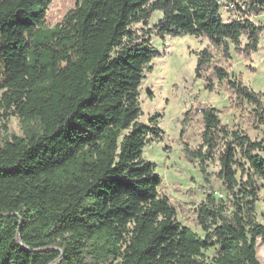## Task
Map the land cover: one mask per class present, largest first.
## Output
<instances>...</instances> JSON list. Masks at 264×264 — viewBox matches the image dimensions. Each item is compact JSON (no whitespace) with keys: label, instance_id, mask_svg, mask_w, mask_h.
Listing matches in <instances>:
<instances>
[{"label":"trees","instance_id":"obj_1","mask_svg":"<svg viewBox=\"0 0 264 264\" xmlns=\"http://www.w3.org/2000/svg\"><path fill=\"white\" fill-rule=\"evenodd\" d=\"M223 1L247 0H78L50 27L52 0H0V119L7 129L17 116L24 128L0 143V264H261L256 242H264V226L256 220L258 186L249 170L264 180V136L253 141L229 130L214 107L198 103L203 145L191 150L184 133L197 109L184 114L185 156L200 161L204 183L209 153L218 139L225 145L219 154L225 195L212 192L199 205L203 236L178 221L160 193L162 178L143 156L150 138L162 133L159 115L140 121V89L159 53L153 31L139 34L133 26L149 25L160 11L154 32L161 38L207 39L196 66V77L206 80L211 48L229 55L234 45L249 56L264 30L248 18L224 21ZM251 7L263 13L264 0ZM213 68L257 107L264 124L257 92Z\"/></svg>","mask_w":264,"mask_h":264},{"label":"rangeland","instance_id":"obj_2","mask_svg":"<svg viewBox=\"0 0 264 264\" xmlns=\"http://www.w3.org/2000/svg\"><path fill=\"white\" fill-rule=\"evenodd\" d=\"M154 1V0H151ZM252 0H247L245 10L240 7L225 6L222 11L224 21L234 18H248L256 25L264 27V12L256 13L251 7ZM78 0H52L47 14V25L50 27L62 23L68 11L77 7ZM162 13L156 11L149 25L136 24L133 29L139 34L147 30L153 31L150 38L152 45L159 55L150 64V70H146L145 79L140 89V103L143 114L140 121L149 124L150 119L159 115L157 123L162 133L160 139L151 137L144 149V159L155 166V173L163 182L159 190L162 196L169 199L175 208L178 221L190 227L199 235L204 233L198 224V207L212 192L225 195L223 181L219 178L221 169L219 154L225 145L218 139L215 150L206 161L209 182L204 183L200 161L193 163L185 156L184 142L181 138L183 129V116L191 108H196L187 115L184 140L189 149L198 150L203 145L202 134L204 132V120L202 106L214 107L220 123L229 130L240 131L250 137L251 140H260L264 136V124L257 117L254 104L238 98L229 86L228 79H217L214 66L226 70L229 78L242 82L250 89L257 92L264 107V30L261 33L259 49L249 56L239 53L234 45H231L229 55L222 49L211 48L213 52V65L207 67V79L196 77L198 53L206 47H210L207 39L192 35L181 37L161 38L154 32ZM247 37H242V46L247 44ZM212 83V90L207 89L208 83ZM0 143L7 135H23L24 128L21 119L12 116L7 123V129L2 127L4 122L0 119ZM204 150L208 149L204 147ZM264 155V154H263ZM238 158L241 153L238 152ZM244 162V160H241ZM249 170V166H247ZM239 177L247 180V175L241 173ZM252 177L258 186V201L256 203V220L264 226V180L252 170ZM225 197V196H224ZM257 256L261 264H264V242L258 238L256 242ZM207 255L212 258L217 252L208 250Z\"/></svg>","mask_w":264,"mask_h":264},{"label":"built area","instance_id":"obj_3","mask_svg":"<svg viewBox=\"0 0 264 264\" xmlns=\"http://www.w3.org/2000/svg\"><path fill=\"white\" fill-rule=\"evenodd\" d=\"M223 3H224V7L227 6V7H231V8H233V7L238 6V7L241 8V10H242V9H243V10L246 9V8H245V5H243V3L240 2V1H237L236 3H228V2L223 1ZM224 7H223V8H224ZM220 196H222V195H220Z\"/></svg>","mask_w":264,"mask_h":264}]
</instances>
